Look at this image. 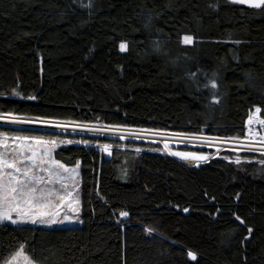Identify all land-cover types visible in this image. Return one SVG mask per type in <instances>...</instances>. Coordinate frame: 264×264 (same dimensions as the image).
<instances>
[{
    "label": "trees",
    "instance_id": "1",
    "mask_svg": "<svg viewBox=\"0 0 264 264\" xmlns=\"http://www.w3.org/2000/svg\"><path fill=\"white\" fill-rule=\"evenodd\" d=\"M257 107L264 119V6L0 0V114L245 140ZM68 139L88 141L57 152L81 165L83 226H0V264L22 243L36 264H264V154L190 166L151 144Z\"/></svg>",
    "mask_w": 264,
    "mask_h": 264
},
{
    "label": "snow or ice",
    "instance_id": "2",
    "mask_svg": "<svg viewBox=\"0 0 264 264\" xmlns=\"http://www.w3.org/2000/svg\"><path fill=\"white\" fill-rule=\"evenodd\" d=\"M234 4H246L251 7L260 8L264 6V0H231ZM194 38L190 35L183 36V43L191 45ZM238 43V42H237ZM121 51L127 50V44H120ZM159 50V49H157ZM216 73H212L206 86L212 89L217 88L215 82ZM194 78V76H193ZM215 95V93H213ZM34 99V97H29ZM219 103L217 99L215 101ZM261 109L257 107L255 113L249 118L251 125L254 120L264 125V119H258ZM12 114H0V120L8 124H24L30 121L9 117ZM43 128L63 127L61 124H51L48 120L37 121ZM82 131H96V129L85 128L77 125ZM75 130V129H74ZM112 131H117L113 128ZM55 134L44 131L25 132L17 130L9 133L0 131V226L6 223L11 225L41 224L46 226L67 223H83L79 220L80 212V164L75 162L74 166H69L63 162L56 153V149L61 144L84 143L87 140H59V138H49ZM173 136L184 135L182 133H172ZM121 139L124 137L121 136ZM105 151L108 145L103 146ZM168 147L167 143L164 145ZM249 150H253L249 148ZM139 151V149H137ZM110 154V153H109ZM173 156L182 159L207 160L205 155H198L190 152H171ZM239 163V161H237ZM185 212L188 209H184ZM121 217H127V211L119 213ZM239 220L240 218L237 217ZM243 223V221H241ZM149 234L153 229L147 230ZM250 232L251 229H248ZM191 259L196 256L191 251L188 252ZM11 264H35V261L25 253V245L22 243L10 255Z\"/></svg>",
    "mask_w": 264,
    "mask_h": 264
},
{
    "label": "rangeland",
    "instance_id": "3",
    "mask_svg": "<svg viewBox=\"0 0 264 264\" xmlns=\"http://www.w3.org/2000/svg\"><path fill=\"white\" fill-rule=\"evenodd\" d=\"M243 5H246V4H243ZM182 42H183V39H182ZM255 109H253V111L251 112L250 117L255 113ZM11 118L30 121V123L14 125V124L5 123L2 120H0V131H8L9 133L13 131H17V130H23L25 132L44 131L49 134L63 135V137H58L57 135H53L49 137V138L58 137L59 140H70L68 139V135L69 136L71 135L74 137L94 136V137H109V138L118 139L121 141H137L141 143L151 144V145H154L155 147L160 146L161 151L163 153H166L179 160H182L190 166L204 164L208 162L209 160H211L212 158L218 156L222 152H227L224 158L232 161L237 166H240L243 162L242 155L240 154L242 152H252V153L254 152V153L264 154V125L259 124L255 120L251 125H249L247 121V132H246L245 140H223V139L210 138L206 136H193V135L173 136L172 133H166V132H160V131H149V130H132V129H125V128H116L117 131H112L113 127H106L103 125H85V124L63 123V122H56V121H49V122L51 124H61L63 125V127L43 128L41 125L37 123V121H40V120L18 118V117L10 116L9 119ZM258 119H262L260 117V113L258 114ZM77 125H83L85 128L96 129V131H82L79 127H77ZM121 136H123L124 138L121 139L120 138ZM72 140L77 141L75 139H72ZM165 143H167L168 145L167 148L164 147ZM73 144H80V143L61 144L56 149V153L60 149L71 146ZM249 148L253 150H249ZM153 150H158V149H153ZM103 151L107 157H110L111 155L110 147H108L107 151H105V149L103 148ZM176 151L190 152V153H195L198 155H205L208 157V159L207 160H196L192 158L182 159L179 156H173L170 154L171 152H176ZM237 161H239V163H237ZM79 171H80V186H79L80 190L78 193L79 198H80L79 220L83 221V218H82L83 202H82V194H81V189H82L81 165H80ZM6 224L11 225L8 223ZM83 224L84 222L83 223L65 222L64 224H56V225H51V226H46V225H41V224H36V225L24 224V225H11V226L36 227V228H42V229H47V230H54V229L80 228L83 226ZM4 264H11V262L10 260H7Z\"/></svg>",
    "mask_w": 264,
    "mask_h": 264
}]
</instances>
